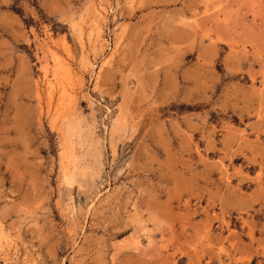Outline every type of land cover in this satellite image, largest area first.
<instances>
[{"label":"rangeland","instance_id":"obj_1","mask_svg":"<svg viewBox=\"0 0 264 264\" xmlns=\"http://www.w3.org/2000/svg\"><path fill=\"white\" fill-rule=\"evenodd\" d=\"M0 264H264V0H0Z\"/></svg>","mask_w":264,"mask_h":264},{"label":"bare ground","instance_id":"obj_2","mask_svg":"<svg viewBox=\"0 0 264 264\" xmlns=\"http://www.w3.org/2000/svg\"><path fill=\"white\" fill-rule=\"evenodd\" d=\"M128 2V1H127ZM130 2H131V0H130ZM128 6V5H127ZM130 6V5H129ZM131 7H132V5H131ZM131 11V10H130ZM101 14V13H100ZM97 24V23H96ZM95 24V25H96ZM122 28V27H121ZM101 29V28H100ZM100 29H98V30H100ZM98 32V34H99V31H97ZM122 33H124L123 31H122ZM97 34V33H96ZM132 36V35H131ZM97 37H99V36H97ZM97 37L95 38V39H97ZM83 38V37H82ZM132 38V37H131ZM99 39V38H98ZM78 40V39H77ZM96 42V41H95ZM96 44V43H95ZM128 44H129V42H128ZM122 45V44H121ZM93 47V46H92ZM116 47V46H115ZM123 47V46H122ZM101 49V48H100ZM111 53V52H110ZM110 58V57H109ZM84 59V58H83ZM81 60V61H84V63H83V65L85 64V62H87L88 60H86V59H84V60ZM120 61V60H119ZM80 63V62H79ZM101 64V63H100ZM99 64V65H100ZM87 65V63L84 65V66H86ZM89 65V64H88ZM87 65V66H88ZM86 66V67H87ZM108 67V66H107ZM109 68V67H108ZM105 71V66H104V69H103V72ZM73 74V73H72ZM100 74V73H99ZM100 76V75H99ZM98 76V77H99ZM133 77V76H132ZM135 77V76H134ZM74 80V79H73ZM59 83V82H58ZM75 84H77V83H75ZM67 85H68V83H67ZM70 88V87H69ZM63 91V90H62ZM40 93V92H39ZM39 93H38V95H39ZM64 93V92H63ZM62 95V94H61ZM41 96V95H40ZM57 96V95H56ZM71 96V95H70ZM39 97V96H38ZM65 98V97H64ZM72 98V97H71ZM51 100V99H50ZM62 102H64V101H62ZM49 103V102H48ZM58 103H60V102H58ZM70 105H71V103H70ZM70 108V107H69ZM72 111V110H71ZM62 114V113H61ZM76 114V113H75ZM73 115H74V113H72V112H70V110H69V112H66L65 114H63V115H61V122L59 123L60 125H58L59 127V130L62 132V135L64 136V142L66 143V145L64 146L63 145V147H65V148H63V149H65V151H64V153H63V157H64V160H65V162H70V153H69V148L67 147V145H68V142H70L69 141V138L70 137H72L74 134H75V132L77 131V129L75 130V122L74 123H72V118H74L73 117ZM60 118V117H59ZM58 122V121H57ZM118 124V123H117ZM56 126V128H57V125H55ZM119 126V125H118ZM78 128V127H77ZM79 130V129H78ZM79 132V131H78ZM59 134V133H58ZM80 136V135H79ZM74 137V136H73ZM75 139V138H74ZM73 139V140H74ZM70 140H71V138H70ZM61 157H62V154H61ZM61 159H63V158H61ZM62 161V160H61ZM72 163V162H71ZM65 167V166H64ZM66 167H67V165H66ZM65 170H66V168H65ZM65 172V171H64ZM65 174H66V172H65Z\"/></svg>","mask_w":264,"mask_h":264}]
</instances>
